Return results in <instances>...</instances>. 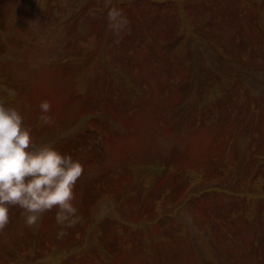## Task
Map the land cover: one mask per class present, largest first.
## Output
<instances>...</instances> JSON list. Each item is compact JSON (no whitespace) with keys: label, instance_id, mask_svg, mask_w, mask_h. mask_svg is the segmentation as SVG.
Segmentation results:
<instances>
[{"label":"rangeland","instance_id":"374dc122","mask_svg":"<svg viewBox=\"0 0 264 264\" xmlns=\"http://www.w3.org/2000/svg\"><path fill=\"white\" fill-rule=\"evenodd\" d=\"M0 101L84 164L0 264H264V0H0Z\"/></svg>","mask_w":264,"mask_h":264},{"label":"clouds","instance_id":"9594fccd","mask_svg":"<svg viewBox=\"0 0 264 264\" xmlns=\"http://www.w3.org/2000/svg\"><path fill=\"white\" fill-rule=\"evenodd\" d=\"M109 19L117 27L126 23L116 8L109 10ZM40 109L41 119L49 122L51 102L41 101ZM83 173L80 159L53 142L37 143L21 111L0 101V230L10 222L13 205L24 209L26 224L34 227L55 208L62 238L80 220L75 190Z\"/></svg>","mask_w":264,"mask_h":264}]
</instances>
